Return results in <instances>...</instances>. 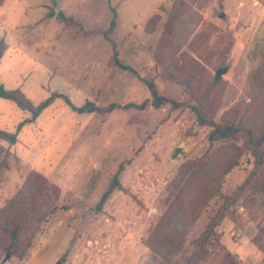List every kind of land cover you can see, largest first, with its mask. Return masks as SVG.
I'll list each match as a JSON object with an SVG mask.
<instances>
[{
    "label": "rangeland",
    "instance_id": "374dc122",
    "mask_svg": "<svg viewBox=\"0 0 264 264\" xmlns=\"http://www.w3.org/2000/svg\"><path fill=\"white\" fill-rule=\"evenodd\" d=\"M173 1L95 0L94 17L86 23L80 13L83 29L78 30L51 15L42 19L48 0H26V97L34 104L52 93L75 106L139 103L149 95L143 79L177 102L194 106L199 99L203 112L222 126L243 125L253 105L264 111V86L255 81L264 64V0L191 3L171 42L174 58L181 52L188 58L184 65L195 81L191 94L153 58ZM5 10L17 22L24 19L12 5ZM112 11L115 26L106 39L102 32ZM158 13L161 22L147 34L146 20ZM197 33L202 38L191 51L188 44ZM112 44L120 63L141 79L112 63ZM217 69L222 72L214 82ZM12 106L0 99V129L17 136L13 153L0 140V208L30 172L55 184L60 198L24 254L2 263L0 251V264H264V165L256 170L242 135L210 139L211 127L198 125L186 107L169 104L77 114L56 98L35 118L17 108L12 112ZM23 116L25 127L17 131ZM197 162L205 164L204 173L186 182L187 166ZM121 163L120 189L96 211ZM199 205L183 238L168 226L156 233L174 210L189 216ZM154 236L158 245L152 244ZM171 249L166 262L162 253Z\"/></svg>",
    "mask_w": 264,
    "mask_h": 264
},
{
    "label": "trees",
    "instance_id": "16d2710c",
    "mask_svg": "<svg viewBox=\"0 0 264 264\" xmlns=\"http://www.w3.org/2000/svg\"><path fill=\"white\" fill-rule=\"evenodd\" d=\"M4 0H0V4ZM194 0H174L171 6L165 24L159 36L156 48L154 50V60L163 68L166 75L175 83L180 85L186 93L192 88L190 83L194 82L191 76V70H189L185 63L189 62L188 58L184 59V53H179L177 59L172 56L171 44L175 37L177 29L183 23V15L189 11L190 5ZM51 14V12H50ZM115 13L112 11V17L109 20L107 29L102 32L106 39L109 33L114 29L115 26ZM56 20L62 23L65 27H76L78 30H82L81 23L72 17H67L63 13L59 12L56 14ZM162 16L158 13L149 17L144 25V29L147 34H152L158 24L161 22ZM91 30L90 32H95ZM86 32V31H85ZM101 32V31H98ZM89 33V32H86ZM202 36L197 33L194 34L189 41L188 47L191 51L195 47L198 39ZM6 49V44L3 39H0V59ZM112 56L111 61L114 65L120 69L127 70L132 73L137 79H141L135 69L130 66L123 65L118 59V52L112 44ZM182 76V77H181ZM219 76H214L213 81H217ZM145 85L149 95L139 103L126 102L118 103L111 102L105 106H97L90 101H84L80 106L73 105L66 96L61 94L52 93L38 104H34L29 98H27L18 88L6 89L0 85V98L10 101L15 104L23 112H28L33 118L39 115L44 109L50 106L56 98H62L77 114H108L118 110H143L147 105H151L154 108H158L164 104H169L172 108L186 107L195 116L198 125L211 127L209 133L210 139L216 138H227L231 136L242 135L244 137V144L249 147L250 153L254 157V163L256 170L264 165V111H261L260 104L253 105L250 112L245 113L243 125H226L222 126L212 119H210L205 112H203L202 101L196 100V105L185 104L184 102H177L169 99L165 96L160 95L153 81H147L141 79ZM256 85L264 86V64H262L259 70L255 74ZM213 85V84H212ZM191 94V92H189ZM0 140L5 141L8 146L13 145L16 142V135L6 130L0 129ZM188 176L186 182L191 180V177L195 180H199L202 176L205 164L197 162L191 166H187ZM124 170L123 163L119 164L115 173L111 177L107 188L100 196L99 200L95 204L96 211L102 210L104 203L109 199L113 191L119 190L121 187L119 177ZM254 174V173H252ZM251 174V175H252ZM251 177V176H250ZM249 177V178H250ZM247 178L239 188L234 196L230 199L232 204L238 197L239 192L249 182ZM213 188V186H212ZM216 188V186H215ZM179 191V190H178ZM178 193V192H177ZM60 198V191L58 187L51 181L43 177L41 174L30 172L27 174L20 189L0 208V251L10 256H21L30 247L34 235L39 229L48 221L50 216L58 209V201ZM175 203V201L173 202ZM179 205L182 204L183 200L177 202ZM202 205H199L197 212L189 216H183L180 211L174 210L168 218L164 221L163 225H160L156 233L161 232L166 226L175 230L179 234V238H183L187 233V228L196 219L199 209L201 210ZM226 206L224 209H227ZM167 217V216H166ZM177 229V231H176ZM156 237H158L156 235ZM152 244L158 245L159 241L152 237ZM201 242V241H200ZM173 255V249L162 253V259L166 262L171 260ZM195 252L191 255L193 257Z\"/></svg>",
    "mask_w": 264,
    "mask_h": 264
},
{
    "label": "crops",
    "instance_id": "0c3cea01",
    "mask_svg": "<svg viewBox=\"0 0 264 264\" xmlns=\"http://www.w3.org/2000/svg\"><path fill=\"white\" fill-rule=\"evenodd\" d=\"M61 0H48L41 8L40 17L46 19L48 15L56 19V14L61 12L67 17L79 18L77 21H81V14L85 13L86 23H89L91 17H94L95 12V0H62L63 3L60 4ZM23 2V1H22ZM12 5V9L18 13L22 11L24 19L21 21H16L13 19L12 15L5 14V8ZM26 0L23 4L20 2H15V5L10 2V0H4L0 4V39L4 40L6 44V49L0 59V85L6 89H16L18 88L26 96ZM51 12V14H50ZM81 13V14H80ZM83 15V14H82ZM76 18V19H77ZM81 23V22H80ZM83 23V22H82ZM81 23V25H82ZM64 26V25H63ZM83 26V25H82ZM44 29V27H40ZM15 34V35H13ZM19 34V35H17ZM45 37V46L46 44ZM44 46V47H45ZM1 99V98H0ZM4 100V99H2ZM7 101V100H5ZM10 102V101H9ZM12 103V102H11ZM12 112L15 113L17 108L14 103H12ZM20 110L19 108H17ZM21 111V110H20ZM23 112V111H22ZM17 115V114H16ZM19 120V119H18ZM22 121L18 122V130L25 127L24 122H26V117H22ZM13 123V121H12ZM16 142L11 145L9 151L14 152Z\"/></svg>",
    "mask_w": 264,
    "mask_h": 264
},
{
    "label": "water",
    "instance_id": "95a60500",
    "mask_svg": "<svg viewBox=\"0 0 264 264\" xmlns=\"http://www.w3.org/2000/svg\"><path fill=\"white\" fill-rule=\"evenodd\" d=\"M222 16H223V13H220V14H219V17H222ZM221 72H222L221 69H217V70L215 71V75H216V76H220V75H221ZM8 257H9V255H6V256L2 259V263H3L5 260H7ZM55 264H63V262L60 261V260H57V261L55 262Z\"/></svg>",
    "mask_w": 264,
    "mask_h": 264
},
{
    "label": "built area",
    "instance_id": "2783aa9c",
    "mask_svg": "<svg viewBox=\"0 0 264 264\" xmlns=\"http://www.w3.org/2000/svg\"><path fill=\"white\" fill-rule=\"evenodd\" d=\"M236 208H237V206H236ZM239 233H232V235H238Z\"/></svg>",
    "mask_w": 264,
    "mask_h": 264
}]
</instances>
